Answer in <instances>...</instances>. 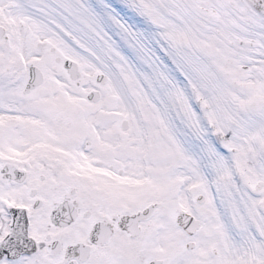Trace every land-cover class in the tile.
<instances>
[{
	"label": "snow or ice",
	"instance_id": "obj_1",
	"mask_svg": "<svg viewBox=\"0 0 264 264\" xmlns=\"http://www.w3.org/2000/svg\"><path fill=\"white\" fill-rule=\"evenodd\" d=\"M0 264H264V0H0Z\"/></svg>",
	"mask_w": 264,
	"mask_h": 264
}]
</instances>
